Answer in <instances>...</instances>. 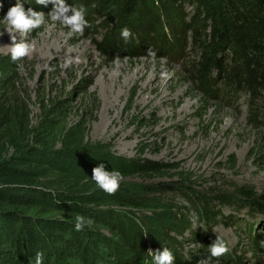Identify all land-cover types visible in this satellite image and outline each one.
Instances as JSON below:
<instances>
[{"label": "rangeland", "instance_id": "1", "mask_svg": "<svg viewBox=\"0 0 264 264\" xmlns=\"http://www.w3.org/2000/svg\"><path fill=\"white\" fill-rule=\"evenodd\" d=\"M15 3L3 0L0 46L12 43L3 18ZM47 13L39 29L27 36L15 34L17 41L34 43L31 56L12 62L8 49L0 47V63L6 59L10 63L0 66V105L16 111L25 124L20 148L8 146L4 157L30 148L36 129L46 122L60 131L44 150L51 163L81 168V158L103 156L165 165L155 175L124 178L122 188L140 193L144 187L172 184L177 193L187 192L185 196L195 191L212 198L241 197L242 208L230 200L226 206L213 204L220 215L217 223L209 225L211 229L203 228L204 221L190 218L197 229L179 232L176 225L180 224L174 219L180 215L175 208L152 213L91 205L95 214L108 215L112 224L89 225V229L107 239L113 249L127 253L116 234L124 228L157 250L169 248L175 264H197L206 258L208 252L203 251L218 235L230 247L219 258L220 264H264V212H251V203L264 198V100L232 92L220 79L211 84L210 91L201 89L182 60L110 59L87 38L68 36L67 28L51 21ZM70 57H78L79 62L64 68ZM162 72L168 75L162 77ZM242 192H248L250 200ZM128 225L134 226L130 230ZM127 254L125 259L120 252L114 253L121 264L129 259ZM114 258L107 256L106 263L114 264Z\"/></svg>", "mask_w": 264, "mask_h": 264}, {"label": "trees", "instance_id": "2", "mask_svg": "<svg viewBox=\"0 0 264 264\" xmlns=\"http://www.w3.org/2000/svg\"><path fill=\"white\" fill-rule=\"evenodd\" d=\"M23 2L32 4L37 11L49 12L53 7L51 3L47 7L38 5L36 0ZM68 3L87 8L90 27L83 37L110 59L148 57L147 51L152 48L157 58L182 60L188 65V73L201 89L210 91L211 84L220 79L232 92L242 91L253 99L264 100L259 97L264 95V0H68ZM124 27L132 32L128 41L120 35ZM9 64L6 59L0 66ZM24 127L16 111L11 113L0 105V264H31L37 252L44 254L43 264H108L106 257L112 254L118 260L114 253L119 252L125 259L128 253L129 259L124 264H150L147 253L149 249H157L124 228L117 229L116 234L127 253L113 249L89 225L77 231V214L91 218L94 221L91 226H111L108 215L95 214L91 205L152 213L159 209L167 213L175 208L180 215L177 218L173 215L181 225H176L179 232L197 229L192 227L190 218L204 221L203 228L217 223L220 213L213 204L226 206L231 201L242 208L241 197L212 198L195 191L185 196L187 192L177 193L172 184L144 187L140 193L121 186L116 193L108 194L91 180L93 168L101 163L109 171L119 170L124 178L155 175L166 167L103 156L81 158L84 163L81 168L51 163L44 150L60 131L46 122L36 129L30 148L5 158L8 146L20 148L25 138ZM241 195L246 201L251 198L248 192ZM246 201L241 204L244 206ZM251 204V212H264V198ZM128 226L131 230L134 225Z\"/></svg>", "mask_w": 264, "mask_h": 264}, {"label": "clouds", "instance_id": "3", "mask_svg": "<svg viewBox=\"0 0 264 264\" xmlns=\"http://www.w3.org/2000/svg\"><path fill=\"white\" fill-rule=\"evenodd\" d=\"M51 3L53 5L51 11L47 13V17L51 21H58L62 26L67 28V35L84 36L85 29L90 27V22L86 19L87 8L83 4L68 3V0H36V4L47 7ZM95 7V5H92ZM3 8V0H0V9ZM45 12L43 10L36 11L32 7H24L23 0H16V3L9 8L3 20L7 23V32L10 34L12 43L0 47L7 48L10 52L12 62L20 61L24 57H29L34 52L35 45L26 39L17 41L16 33L21 36H27L33 30L39 29L46 23ZM10 29V30H9ZM121 37L128 41L132 37L131 29L124 27L120 32ZM147 56L155 62L157 59L156 50L149 48ZM160 59H163L162 57ZM73 62L78 63V57H70L63 63L64 68L70 67ZM52 71V67H48ZM168 73H161L162 77H166ZM124 179L123 174L117 170L106 169L103 163L93 168L91 180L95 182L97 188L102 189L108 194L116 193L121 187V182ZM187 203V201H182ZM94 221L91 218H86L83 215L77 214L75 217V229L82 230L85 225H92ZM230 252L228 243L217 235L215 241L208 247V255L206 258L200 259L197 264H212L213 258L215 264H220L221 257ZM150 257V264H175V256L173 252L164 247L163 250H151L147 253ZM44 254L37 252L31 264H43Z\"/></svg>", "mask_w": 264, "mask_h": 264}]
</instances>
